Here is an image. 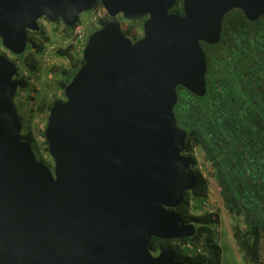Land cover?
Segmentation results:
<instances>
[{
    "label": "water",
    "instance_id": "water-1",
    "mask_svg": "<svg viewBox=\"0 0 264 264\" xmlns=\"http://www.w3.org/2000/svg\"><path fill=\"white\" fill-rule=\"evenodd\" d=\"M97 0H0V43L26 50L42 17L72 28ZM110 20L89 34L83 63L47 117L52 167L22 139L18 69L0 53V264H185L151 238H190L171 209L197 185L174 115L180 86L205 93L201 43L219 41L224 16H264V0H99ZM145 19L132 40L118 16Z\"/></svg>",
    "mask_w": 264,
    "mask_h": 264
},
{
    "label": "trees",
    "instance_id": "trees-1",
    "mask_svg": "<svg viewBox=\"0 0 264 264\" xmlns=\"http://www.w3.org/2000/svg\"><path fill=\"white\" fill-rule=\"evenodd\" d=\"M181 2L182 0H177L171 12L182 14ZM97 4L102 13V17L98 21L101 27L110 20V17L99 0H97ZM230 17L237 18V24L240 26L244 23L240 11L228 14L224 20L222 41L228 38L229 33L235 34V32L227 30L231 23L228 19ZM119 21L123 34L132 40L137 36L139 30L142 31L141 25L136 24L141 22L140 20L121 18ZM60 22L59 20L58 23ZM78 25L76 23L72 28L63 25L61 38L71 37ZM234 39L238 40L236 37ZM26 42V50L22 54L14 56V62L18 69L13 78L17 84L14 104L20 120L22 117L15 100L20 98L24 91L30 90L32 77L40 68V57L49 46H52L54 38L39 24L37 30L26 31ZM259 46L260 64L264 67V32L259 35ZM0 47H2L1 43ZM72 49L73 47L68 45L61 46L54 51L57 56L68 61L71 70L69 69L67 72L68 75H66V69L62 72L63 76L59 84L61 96L55 97L48 104L39 105L36 108L39 112H42L43 109L49 111L54 105L64 101L63 89L83 63L81 52L77 54L76 51L72 52ZM178 90L180 93L177 105L179 113L185 121H188L191 113V129L190 127L186 128L188 140L185 152L192 162V168L190 167L189 170L195 175L198 183L193 190L185 193L183 202L171 211L184 223L193 224L195 233L190 238L174 240L153 237L149 240L148 249L157 253L169 248L174 252L176 259L185 264H221V248L216 239V227L220 222L221 210L216 205L213 213H208L203 208L205 200L210 198L209 181L196 167L197 162L192 153L194 146H200L204 150L205 159L211 165L208 171L216 178L223 207L232 219V237L241 260L246 264H264L261 261V255L264 252V97H260L259 100V113L263 115L259 119L258 131L254 130L252 133L253 130H251L249 133L244 131L243 126L238 127L235 123L240 120L246 121L243 119L245 115L240 113L239 108H231L225 104L223 109L217 110L209 108L208 104L203 101L191 100L190 111L188 106L190 93L182 87H178ZM27 99H32V97L27 96ZM44 130L42 143L45 146V152L48 153ZM235 134L238 135L234 136ZM21 137L30 144L34 143L29 130L22 129ZM210 140L213 141L212 144ZM35 155L38 160L52 167V163L44 160L42 155L36 151ZM186 244L192 245V251L182 248ZM198 249L200 252H197Z\"/></svg>",
    "mask_w": 264,
    "mask_h": 264
},
{
    "label": "flooded vegetation",
    "instance_id": "flooded-vegetation-1",
    "mask_svg": "<svg viewBox=\"0 0 264 264\" xmlns=\"http://www.w3.org/2000/svg\"><path fill=\"white\" fill-rule=\"evenodd\" d=\"M99 7L96 2L92 10L97 12L100 9ZM233 11L240 10L235 9L231 12ZM231 12L224 16L219 41L215 44L201 43L206 63L205 93L202 96H197L189 92L190 101L188 106L191 111V100H199L207 103L208 107L212 109L221 110L225 104L231 108H239L241 110L240 113L245 115L243 119L246 121L240 120L242 122L235 123L238 127L243 126L244 131L250 133L253 130L252 133H254V130L258 131L259 119L263 115L259 113V100L260 97H264V67L260 64L259 35L264 32V16L256 21H249L243 12L240 11L244 21L242 26L237 24V18H228L231 23H229L227 30L235 32V34L229 33L228 38L222 41L224 20ZM121 18L123 17L119 15L118 20H121ZM42 19L47 20L42 17L38 22ZM145 19L140 20L142 24ZM142 35L143 32L139 30L133 40L141 38ZM235 37L238 40H235ZM177 93L178 99L174 106V115L178 127L186 132L187 127L191 129V113L188 121L182 118L183 116L179 113V107H177L180 94L178 88ZM236 135L238 134L234 136ZM31 146L35 152L34 145L31 144ZM192 153L197 162L196 167L202 171L209 183L211 179L216 182V178L208 171L211 165L205 159L204 150L200 146H194ZM184 154L188 157L187 152L184 151ZM190 167L192 168V162ZM203 170H207V172L204 173Z\"/></svg>",
    "mask_w": 264,
    "mask_h": 264
},
{
    "label": "rangeland",
    "instance_id": "rangeland-1",
    "mask_svg": "<svg viewBox=\"0 0 264 264\" xmlns=\"http://www.w3.org/2000/svg\"><path fill=\"white\" fill-rule=\"evenodd\" d=\"M93 14V10L83 12L79 15V20L77 22L79 24L77 28L85 30L88 36L100 28V23L93 19ZM38 24H41L47 33L54 38V43L52 46H49L47 51L40 57V68L32 77V85L31 88H29L30 90L24 91L21 97L16 99L15 102L22 117V129L25 131L29 130L33 136L35 151L42 155L44 160L52 163L51 158L49 154L45 152V146L42 143V132L46 127L49 111L43 109L42 112H39L36 108L44 103L48 104L52 102L57 96H61V88L59 84L63 76L62 72L66 69V75H68L67 72H69L70 69L68 61L57 56L54 51L61 46L66 47L71 45L73 47L72 52L76 51L75 53L77 54L81 52L82 55V50L85 47L88 36L82 44L75 43V39L73 38H70L68 42L64 44L63 42L65 41V38H61L63 23H58V21L52 23L48 20L42 19ZM136 24L142 26L141 22ZM0 53H4L9 59L15 61L14 56L3 47H0ZM27 96H31L32 99L26 100ZM203 171L204 173L207 172V170ZM209 194L215 205L221 210L220 222L216 227V239L221 248V264H246L241 260V256L238 253L231 232L232 219L222 205L216 182L213 179H211L209 183ZM261 261L264 263V252H262Z\"/></svg>",
    "mask_w": 264,
    "mask_h": 264
},
{
    "label": "built area",
    "instance_id": "built-area-1",
    "mask_svg": "<svg viewBox=\"0 0 264 264\" xmlns=\"http://www.w3.org/2000/svg\"><path fill=\"white\" fill-rule=\"evenodd\" d=\"M102 17V13L101 11H94V14H93V19L94 20H97V21H100ZM142 24V23H141ZM87 33L85 30L81 29V28H76L74 29L73 33H72V36L69 37V38H65V41L63 42L64 44H66L68 42V40L70 38H73L75 39V43H80L82 44L83 41L86 40V37H87ZM215 203L213 202V200L211 198H209L208 200H205V202L203 203V208L208 212V213H213L215 211ZM182 248H188L192 251V245L190 246L189 244H186L184 246H182ZM197 252H200L199 249L197 250Z\"/></svg>",
    "mask_w": 264,
    "mask_h": 264
}]
</instances>
